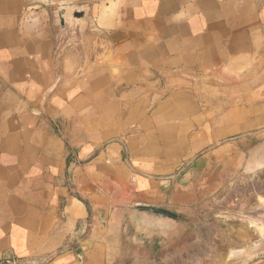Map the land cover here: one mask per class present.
Masks as SVG:
<instances>
[{
	"label": "crops",
	"instance_id": "obj_1",
	"mask_svg": "<svg viewBox=\"0 0 264 264\" xmlns=\"http://www.w3.org/2000/svg\"><path fill=\"white\" fill-rule=\"evenodd\" d=\"M259 195L264 0H0V264H195L220 223L212 264H264ZM127 206L193 229L142 241Z\"/></svg>",
	"mask_w": 264,
	"mask_h": 264
},
{
	"label": "water",
	"instance_id": "obj_2",
	"mask_svg": "<svg viewBox=\"0 0 264 264\" xmlns=\"http://www.w3.org/2000/svg\"><path fill=\"white\" fill-rule=\"evenodd\" d=\"M84 14H76L83 16ZM127 217L126 230L132 229L141 240L162 239L167 245L177 243L190 229L188 219L165 209L147 206H127L124 209ZM84 246L77 249L80 262H83ZM10 264L11 262H6Z\"/></svg>",
	"mask_w": 264,
	"mask_h": 264
},
{
	"label": "rangeland",
	"instance_id": "obj_3",
	"mask_svg": "<svg viewBox=\"0 0 264 264\" xmlns=\"http://www.w3.org/2000/svg\"><path fill=\"white\" fill-rule=\"evenodd\" d=\"M59 1V0H58ZM60 1H63V0H60ZM68 1V0H66ZM264 197V195H259L258 196V202L257 204L255 205V208H259L261 207L259 202L261 200V198ZM208 216V215H207ZM205 216L204 218H201L200 220H198V222H196V225H200V226H206L208 224L210 225H213L214 224V221L213 219L215 217H211V216ZM224 215L223 214H220V213H216V218H223ZM259 219V218H257ZM261 219V218H260ZM259 219V220H260ZM264 215L262 216V219L260 221H264ZM255 219H250V223L252 224V226L255 227V229L261 234V240L264 242V223H261L260 225H257L259 224V220H255L256 221V224L255 223H252V221H254ZM126 222H127V217H126V221H125V226H126ZM191 223V222H190ZM191 229L180 239L177 241V243L175 244H178L181 240H184L187 236V234H190V231L193 229V225L191 224ZM228 225L224 224V223H220L219 224V232H216V234H214V231L212 230L213 229V226H211L210 228V235H206V233L203 232H200L199 233V237L198 239H196V242H197V246H198V251H197V255H198V262L195 263V264H212V262H215V260H222L221 257L223 255V252L220 248H218V243L214 242V240H212L214 237H213V234L216 235V237H218L219 235H221L223 237V230L226 229ZM221 236H219L221 238ZM164 241V240H163ZM175 244H172V245H175ZM172 245H167V246H172ZM258 249H241V250H232L230 252V258H245V257H250L252 256L253 254H255L257 252ZM186 252H189L190 251V247H188L186 250H184ZM232 252H235L234 255L231 256V253ZM218 263V262H217ZM215 263V264H217Z\"/></svg>",
	"mask_w": 264,
	"mask_h": 264
},
{
	"label": "bare ground",
	"instance_id": "obj_4",
	"mask_svg": "<svg viewBox=\"0 0 264 264\" xmlns=\"http://www.w3.org/2000/svg\"><path fill=\"white\" fill-rule=\"evenodd\" d=\"M261 210L264 211V206H261ZM263 215H264V212H262V216H263ZM259 219H260V218H259ZM259 219H255V220H259ZM261 219H262V218H261ZM261 219H260V220H261ZM255 220L252 221V223H255V224H256ZM260 220H259V221H260ZM263 220H264V219H263ZM261 223H264V221H260L259 224H257V225H260ZM256 247H257V246H256ZM234 254H235V252H232V253H231V256L234 255ZM232 257H233V256H232Z\"/></svg>",
	"mask_w": 264,
	"mask_h": 264
}]
</instances>
